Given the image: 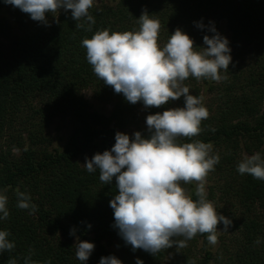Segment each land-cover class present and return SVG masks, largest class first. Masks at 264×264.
Segmentation results:
<instances>
[{"label":"trees","instance_id":"trees-1","mask_svg":"<svg viewBox=\"0 0 264 264\" xmlns=\"http://www.w3.org/2000/svg\"><path fill=\"white\" fill-rule=\"evenodd\" d=\"M9 6L0 0V12ZM145 10L161 24V46L180 28L201 48L203 37L213 35L209 28L214 26L228 39L236 57H249L246 70L232 65H238L239 73H232L243 84L241 95L232 100L225 93L223 107L202 121L201 133L180 142L211 143L221 156L220 169L240 151L248 156L259 152L264 158V0H116L89 9L95 19L91 31L85 30L87 23L85 29H77L70 10L49 14L47 25L32 20L19 33L8 19H1L0 193L8 197L9 216L0 220V230L10 233L15 248L0 254V264H8L10 258L24 264L29 254L36 264L49 260L82 264L75 255L77 237L95 245L84 264H99L107 256L122 264H136L137 259L143 264H264V181L241 175L231 166L228 186L223 190L208 186L209 201L222 202L231 193L235 202L229 209L216 203L217 212L231 219L232 225L222 232L224 225L218 224V233L224 235L223 240L218 236L215 251L207 234H197L184 248L173 246L152 255L142 249L133 251L114 227L110 201L118 192L115 178L104 184L99 170L89 173L84 166L86 158L112 148L117 132L125 133L135 124L137 104L143 103L131 104L103 84L86 60L82 40L104 29L110 33L139 30L138 19ZM198 23L204 27H197ZM205 84L212 90L209 82ZM87 89L101 101L112 102L109 115L89 104L83 94ZM170 103L147 109L150 114L162 113ZM66 117L71 123L66 142L50 148L47 129L56 118ZM181 186L193 200L198 199L195 182ZM17 188L37 205L34 214L17 207ZM215 189L222 190L217 200ZM72 229L75 235H70Z\"/></svg>","mask_w":264,"mask_h":264},{"label":"clouds","instance_id":"clouds-1","mask_svg":"<svg viewBox=\"0 0 264 264\" xmlns=\"http://www.w3.org/2000/svg\"><path fill=\"white\" fill-rule=\"evenodd\" d=\"M4 3L46 25L47 16L60 10L71 11L77 29H85L87 23L85 30L91 31L95 23L89 13L94 0H4ZM138 23L139 30L110 33L104 29L91 38H84L82 46L86 49L87 62L103 84L123 94L131 104L142 102L145 108H159L183 97L184 106L149 114L147 138L139 131L133 137L117 132L112 148L86 158L84 166L89 173L99 170V179L104 184H111L115 178L118 192L110 201L114 227L133 251L142 249L157 255L173 246L184 248L197 234H207L208 243L215 245L218 224L223 223L222 232H228L232 225V220L217 212L207 199L206 178L215 170L220 157L213 155L211 143L180 141L198 136L203 130L202 121L209 117L204 96L190 94L185 81L189 77L216 82L227 79L221 72L227 73L232 62L229 41L211 26L209 31L213 35H205V47L198 48L187 33L177 28L161 46L159 20L145 10ZM197 27L204 25L198 23ZM237 171L264 181V158L259 152L245 155ZM193 182L196 183V200L181 186ZM15 194L18 208L30 210V215L38 210L28 193L17 188ZM7 203V195L0 193V220L9 216ZM9 235L8 231L0 230V254L15 248ZM70 235H75V229ZM259 242L258 239L256 243ZM74 246L76 258L82 264L95 247L78 237ZM8 264H18V261L10 258ZM24 264H36L31 254L24 257ZM99 264H122V261L107 256L102 257ZM136 264L143 261L137 259Z\"/></svg>","mask_w":264,"mask_h":264},{"label":"rangeland","instance_id":"rangeland-1","mask_svg":"<svg viewBox=\"0 0 264 264\" xmlns=\"http://www.w3.org/2000/svg\"><path fill=\"white\" fill-rule=\"evenodd\" d=\"M116 0H94V5H102V4H114ZM58 14V13H56ZM1 19H8V21L11 23L12 30L14 32H20L21 29H24V26H30L32 23L31 17L23 13L20 9L14 8L13 6H9L5 9H3L0 12V20ZM22 20V22L20 21ZM229 35V33H228ZM0 41L4 42L3 38L0 37ZM205 47V45L201 46ZM232 62L229 65L228 72H221V75H226L227 79L221 80L219 82L211 81L207 79H201L196 80L194 77H189L185 84L190 89V94L195 96H204V106L207 108L208 112L213 114L218 112L221 107L224 105V101L226 97L224 96L225 93H228V96L230 99L234 100V97L240 96L242 93V86L243 84L240 81H236L233 77L234 70H236V73H239L237 71L238 65L241 68H244V66L248 63L249 57L245 55L244 58L236 57V53L233 51L231 52ZM243 59V60H242ZM237 63L238 65L234 64ZM233 65V66H232ZM236 68V69H235ZM246 70V68H244ZM206 82H209L211 84L212 90L209 89L208 85L205 84ZM249 92V91H247ZM83 94L85 98L88 100L89 104L94 109H99L103 113L109 115L112 111V102L111 101H101L96 95H94L93 90L87 89L83 91ZM233 95V96H232ZM230 99L227 102V105H231ZM184 106V99L181 97L179 100L171 101L170 105H168V109L175 108V107H183ZM261 108L264 110V99L261 103ZM136 122L135 124H130L126 129L125 133H127L130 137H133V134L137 131L141 132L142 135L147 133V125H146V117L150 114L149 110L144 107L143 104L138 103L136 108ZM71 130V123L69 121V118H56L47 129V133L50 135L52 139V144L50 148L52 147H60L62 146L67 139V136ZM213 146V145H212ZM213 155H219L220 160L221 156L218 152V149L213 146ZM247 155L245 152L240 151L238 155L234 157V159L231 161V163L224 162L222 164V168L218 167V164L215 165V170L211 171L207 178H206V192H208V186H216L219 188H225V186H228V182L231 180V176L229 175L231 170V166H238V163L243 159V157ZM248 156V155H247ZM216 184V185H215ZM222 190L215 189L216 192V200L220 197H222ZM221 201V200H220ZM214 206L216 207V203H219L220 207H225V209L232 208L231 204L235 203L232 200L231 193L226 194L222 198V202H214L211 201ZM236 207L239 209L238 205ZM223 233L219 232L218 236L221 240H223ZM220 239L218 240L217 244L213 245V250L215 251L218 249L220 245Z\"/></svg>","mask_w":264,"mask_h":264}]
</instances>
